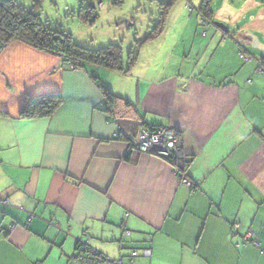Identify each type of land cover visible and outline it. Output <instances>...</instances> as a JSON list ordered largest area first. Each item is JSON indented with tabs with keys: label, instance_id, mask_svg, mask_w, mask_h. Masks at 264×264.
I'll use <instances>...</instances> for the list:
<instances>
[{
	"label": "crops",
	"instance_id": "0c3cea01",
	"mask_svg": "<svg viewBox=\"0 0 264 264\" xmlns=\"http://www.w3.org/2000/svg\"><path fill=\"white\" fill-rule=\"evenodd\" d=\"M201 1L173 0L152 37L191 64L71 68L21 42L0 50V264H107L78 258V239L124 262L135 250L129 264H264V71L245 46L246 32L264 42V0H210L207 20ZM92 73L120 96L107 110ZM55 92L51 114L21 115ZM142 124L176 128L177 164L129 144Z\"/></svg>",
	"mask_w": 264,
	"mask_h": 264
},
{
	"label": "trees",
	"instance_id": "16d2710c",
	"mask_svg": "<svg viewBox=\"0 0 264 264\" xmlns=\"http://www.w3.org/2000/svg\"><path fill=\"white\" fill-rule=\"evenodd\" d=\"M79 1L80 5L77 10L78 15L85 20H93L97 14L96 8L99 7L98 2L100 0ZM109 1L111 3L119 4L122 0ZM159 1L161 5L158 6L160 10L158 11V15H156L157 19L155 24L149 29L145 36L141 37L137 42H134L131 45L124 61L122 45L120 42L109 41L98 47L84 46L80 43H77L69 31L57 26H52L47 22V20L42 19L40 9H38L41 0H32V3L29 6H26L17 0H0V50L10 43L21 42L57 56L60 59V63H62V65L71 68L94 64L109 69L128 71L130 66H132L136 61L139 45L145 40L156 36L160 32L164 15L173 0ZM199 11L202 16L201 19L207 20L212 13L210 0H202L199 5ZM237 52L243 61H249L253 58V55L249 52H246L242 47H239ZM260 57L261 60L257 65V69L264 71V55L261 54ZM92 78L97 81V84L102 91L103 110L109 109L114 101L117 98H120V96L116 94L108 85L100 81L98 76L94 73H92ZM60 100L61 95L57 92L40 94L26 101L21 110V115L24 117L49 115L59 104ZM142 125L148 126L150 128L157 127L150 124ZM165 159L172 162L173 164H177L174 157L171 159ZM183 161L188 162V159L183 158ZM181 174L184 173H180L179 175ZM252 237H256L253 235V232ZM82 243L83 242H81L80 239H78L76 242V250H78L77 254L79 252L82 253L83 250H86V246H83ZM250 243L258 246V244H254L251 241ZM130 256L127 262L122 261L123 264H129V262L133 260L130 258Z\"/></svg>",
	"mask_w": 264,
	"mask_h": 264
},
{
	"label": "rangeland",
	"instance_id": "374dc122",
	"mask_svg": "<svg viewBox=\"0 0 264 264\" xmlns=\"http://www.w3.org/2000/svg\"><path fill=\"white\" fill-rule=\"evenodd\" d=\"M17 1L26 6L32 3V0ZM79 5V0H41L38 9L42 19L47 20L52 26L69 31L74 40L81 45L98 47L109 41L120 42L125 61L131 45L145 36L155 24L156 15L160 10L158 6L161 3L159 0H122L119 4H115L109 0H103L102 4L96 8L97 14L93 20H85L78 15ZM245 46L248 51L258 52L261 56L262 52L252 47L248 41ZM181 48L180 44L171 43V39L160 35L150 38L139 45V55L134 66L160 65L159 59L171 56L172 52L167 66H179L182 60L185 64L196 62L192 56L185 57L186 60L183 59ZM174 54L178 57H174ZM204 59V57L197 58V64L202 65ZM214 64L215 59L210 61L208 66H214Z\"/></svg>",
	"mask_w": 264,
	"mask_h": 264
},
{
	"label": "built area",
	"instance_id": "2783aa9c",
	"mask_svg": "<svg viewBox=\"0 0 264 264\" xmlns=\"http://www.w3.org/2000/svg\"><path fill=\"white\" fill-rule=\"evenodd\" d=\"M100 2L101 0L98 2V4H100ZM116 134L117 133H115V135ZM129 144L137 150L165 158L171 159L179 154L177 130L173 126H157L154 128H150L148 126L141 125L138 128L136 134L130 136ZM179 177L183 182L188 184L191 183L190 179L186 175L181 174L179 175ZM233 225L234 227H236L237 222H234ZM242 239L244 241H251L254 244H259L258 240L252 237V231L250 230L246 231L243 234ZM86 249L91 251L87 247ZM142 252L145 255L150 254L149 248H143ZM135 253L136 251L133 250L132 255H134ZM77 257L88 260H105L107 261V264H123L120 257L109 258L95 252H88L86 254L79 252Z\"/></svg>",
	"mask_w": 264,
	"mask_h": 264
},
{
	"label": "water",
	"instance_id": "95a60500",
	"mask_svg": "<svg viewBox=\"0 0 264 264\" xmlns=\"http://www.w3.org/2000/svg\"><path fill=\"white\" fill-rule=\"evenodd\" d=\"M222 26H224V24H221ZM246 35L249 37L248 42L252 47H255L257 49H259L262 54H264V42L261 41L258 36L254 33L251 32H246Z\"/></svg>",
	"mask_w": 264,
	"mask_h": 264
}]
</instances>
